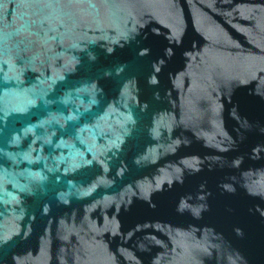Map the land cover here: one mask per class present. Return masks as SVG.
Here are the masks:
<instances>
[{"label":"water","instance_id":"95a60500","mask_svg":"<svg viewBox=\"0 0 264 264\" xmlns=\"http://www.w3.org/2000/svg\"><path fill=\"white\" fill-rule=\"evenodd\" d=\"M0 264H264V0H0Z\"/></svg>","mask_w":264,"mask_h":264}]
</instances>
